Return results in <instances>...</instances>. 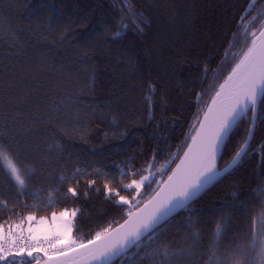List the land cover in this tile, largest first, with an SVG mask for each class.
Masks as SVG:
<instances>
[{"label":"trees","instance_id":"trees-1","mask_svg":"<svg viewBox=\"0 0 264 264\" xmlns=\"http://www.w3.org/2000/svg\"><path fill=\"white\" fill-rule=\"evenodd\" d=\"M263 24L264 0H0V139L11 142L18 166L32 169L27 187L18 192L0 162V225L8 230L29 214L75 208L81 211L74 235L87 240L121 223L128 206H117L118 197L106 199L104 184L119 190L151 161L152 171L165 167L164 172L132 203L140 201L139 207L158 189L197 118ZM118 29L121 36L112 39ZM247 127L240 123L220 169ZM57 143L60 150L50 148ZM247 153L233 171L113 264H156L159 257L150 253L165 245L194 253L177 255L173 264H206L222 218L223 248L261 211L254 190L264 185V121ZM77 168L84 174L60 180ZM97 168L104 174H95ZM120 168L129 175L122 176ZM88 180L97 183L89 188ZM69 183L78 197L66 196ZM193 232L200 234L195 246Z\"/></svg>","mask_w":264,"mask_h":264},{"label":"snow or ice","instance_id":"snow-or-ice-1","mask_svg":"<svg viewBox=\"0 0 264 264\" xmlns=\"http://www.w3.org/2000/svg\"><path fill=\"white\" fill-rule=\"evenodd\" d=\"M127 27L126 25L124 26ZM122 30L113 33L112 39L121 36ZM149 92L155 88L149 85ZM147 99L151 100V97ZM264 27L251 34V43L243 52L239 62L235 64L224 83L212 97V103L207 106L203 119L197 118L198 128H194L191 143L180 158L176 169L168 176L167 180L158 181L157 188L145 202L143 207L132 203L136 196L143 195V190L150 186L162 167L153 172L152 162L148 164L146 175L139 179H131L122 183L119 190L104 184L106 199L116 198L117 206H128L127 219L123 223L112 227L110 224L95 232L91 239H77L74 232L77 230V218L80 209H65L59 214L52 212L51 222L41 216L39 220L32 214L23 217L19 223L9 226L4 230L0 225V264H110L116 258L126 256L128 250L135 246L140 247L142 238L150 232H155L158 225L173 216L202 191L216 182L219 178L233 171L248 154L247 149L253 138L258 122L264 121ZM98 111V110H96ZM251 112L249 117L248 113ZM241 122H246L248 127L244 130V139L236 147L230 162L221 170L218 161L223 157L233 134ZM60 150L57 143L54 146ZM155 155V154H154ZM0 162L6 165L10 179L21 192L27 187L31 168L23 169L15 162L10 141L0 139ZM122 176L129 173L119 169ZM95 174H104L102 169H94ZM84 170L75 169L71 176L60 177L61 181L70 182L78 175H83ZM132 176L137 173H131ZM96 180H88V187H94ZM135 195L131 198L121 195V191L133 190ZM58 192V189L55 190ZM99 191V190H98ZM261 203V212L250 218V223L245 226L238 236H233L231 242L221 247L224 231L227 224L222 218L215 227L209 242V255L206 264H264V185L254 190ZM72 198L80 194L77 187L67 188L66 196ZM85 198L88 192L83 194ZM236 193H233L235 197ZM51 196V193H50ZM243 202H234L232 206H239ZM49 205L53 204L50 198ZM28 221L27 228L23 227ZM36 221L35 226L32 222ZM195 244L200 242L199 232H193ZM154 237L149 236V240ZM150 255L159 257L156 264H173L177 255L193 256L191 249L174 252L170 246L155 248Z\"/></svg>","mask_w":264,"mask_h":264},{"label":"water","instance_id":"water-1","mask_svg":"<svg viewBox=\"0 0 264 264\" xmlns=\"http://www.w3.org/2000/svg\"><path fill=\"white\" fill-rule=\"evenodd\" d=\"M252 20H254V18L252 19ZM249 25V24H248ZM248 25L246 26V28L248 27ZM262 27H264V24H263V26ZM258 34V33H257ZM243 55V54H242ZM240 59V58H239ZM239 59H238V61L236 62V63H238L239 62ZM235 63V64H236ZM235 64H234V66H235ZM233 66V67H234ZM233 67H232V69H233ZM232 69L227 73V75L224 77V79H223V81H222V83H224V81H225V79L228 77V75H229V73L232 71ZM222 83H220V84H222ZM220 84L218 85V87H217V89H216V91H218L219 90V86H220ZM216 91H215V93H216ZM215 93H213V96L215 95ZM212 96V97H213ZM212 97H211V99L209 100V102L207 103V105H206V107H205V109H204V112L205 111H207V106L208 105H210L211 103H212ZM204 112H202V114H201V116H200V119H203V116H204ZM249 113H251V112H249ZM199 127V124H197V127L196 128H198ZM195 134V132L193 133V135ZM189 143H191V138L189 139V141H188V143H187V145H186V147H184V150H183V152H182V154L180 155V157H179V159H178V161H177V163L175 164V166L173 167V169L171 170V172L168 174V176L169 175H171L172 174V172H173V170L174 169H176V165L177 164H179L180 163V158L184 155V152L187 150V147H188V144ZM249 148V147H248ZM247 151H248V149H247ZM220 161V160H219ZM219 161H218V164H219ZM225 167V166H224ZM223 167V168H224ZM223 168H221V170H223ZM168 176L165 178V180H167V178H168ZM220 179V178H219ZM218 179V180H219ZM217 180V181H218ZM216 181V182H217ZM216 182H214L212 185H210L208 188H206L204 191H202L199 195H197L194 199H192L189 203H188V205L187 206H189L190 204H192L199 196H201L204 192H206L207 191V189H209V188H211ZM159 189H157L156 191H158ZM154 194V193H153ZM152 194V195H153ZM144 206V203L143 204H141L139 207H143ZM181 210H183V209H181ZM181 210H179L178 212H176L175 214H173V216L172 217H174L175 215H177ZM126 215V214H125ZM172 217H170V218H172ZM169 218V219H170ZM125 219H127V216H125ZM169 219H167V220H165V221H162L161 222V224L160 225H158L157 226V228H159L160 226H162L165 222H167ZM124 221V220H123ZM123 221L121 222V223H123ZM121 223H119V224H121ZM117 225H115V227H116ZM156 228V229H157ZM150 233H152V232H150ZM149 233V234H150ZM146 236H148V235H146ZM146 236H144L143 238H142V240L146 237ZM133 247V246H132ZM131 247V248H132ZM130 248V249H131ZM129 249V250H130ZM128 250V251H129ZM122 257V256H121ZM121 257H119V258H116L114 261H112V262H110V264H113V263H115L118 259H120Z\"/></svg>","mask_w":264,"mask_h":264},{"label":"rangeland","instance_id":"rangeland-1","mask_svg":"<svg viewBox=\"0 0 264 264\" xmlns=\"http://www.w3.org/2000/svg\"><path fill=\"white\" fill-rule=\"evenodd\" d=\"M232 69V68H231ZM6 168V167H5ZM165 168V167H164ZM164 168H162V171L161 172H159V174H163V172H164ZM154 172V171H153ZM147 174V172H145V173H143L142 175H146ZM140 177V176H139ZM139 177H136L135 179H139ZM158 178H159V176H158ZM135 193V192H134ZM135 195V194H134ZM68 210H72L71 208L70 209H68ZM63 211V210H62ZM59 212H61V211H58V212H56L57 214H59ZM261 212V211H260ZM33 215V214H32ZM35 216V215H34ZM35 217H37V216H35ZM43 217H45L47 220H48V222H51V214H50V216L49 215H46V216H43ZM40 218V217H39ZM35 223H36V221H35ZM24 228H27V226H26V224H24ZM4 230L5 231H7V229L4 227Z\"/></svg>","mask_w":264,"mask_h":264},{"label":"crops","instance_id":"crops-1","mask_svg":"<svg viewBox=\"0 0 264 264\" xmlns=\"http://www.w3.org/2000/svg\"><path fill=\"white\" fill-rule=\"evenodd\" d=\"M36 220L38 221L39 220V217H36ZM24 224H26V226H28V221H25ZM24 224H23V227H24ZM33 226H35V221L32 222Z\"/></svg>","mask_w":264,"mask_h":264}]
</instances>
